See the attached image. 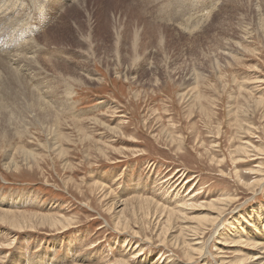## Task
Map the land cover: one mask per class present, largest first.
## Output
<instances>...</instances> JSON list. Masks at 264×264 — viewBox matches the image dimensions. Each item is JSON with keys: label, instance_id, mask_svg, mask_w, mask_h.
I'll list each match as a JSON object with an SVG mask.
<instances>
[{"label": "rangeland", "instance_id": "374dc122", "mask_svg": "<svg viewBox=\"0 0 264 264\" xmlns=\"http://www.w3.org/2000/svg\"><path fill=\"white\" fill-rule=\"evenodd\" d=\"M33 1L0 0V264H264V0Z\"/></svg>", "mask_w": 264, "mask_h": 264}, {"label": "bare ground", "instance_id": "6f19581e", "mask_svg": "<svg viewBox=\"0 0 264 264\" xmlns=\"http://www.w3.org/2000/svg\"><path fill=\"white\" fill-rule=\"evenodd\" d=\"M41 1V0H40ZM65 1V0H64ZM74 1V0H73ZM76 1V0H75ZM4 3V2H3ZM33 3H34V5L35 6H38V5H40V2H39V0H35V1H33ZM6 6H7V4H5ZM9 5V4H8ZM11 6H12V4H10ZM63 4H61L60 6H62ZM2 6V5H1ZM3 7H4V5H3ZM41 9V8H40ZM13 10V9H12ZM12 10H9L8 12H10L11 13V11ZM6 11H7V9H6ZM0 12L2 13V15H4L5 14V11L3 10V9H1V7H0ZM63 14V13H62ZM9 15V14H8ZM2 18V20L4 19V17L3 16H1ZM5 17H7V16H5ZM9 17V16H8ZM57 17V16H56ZM10 19V18H9ZM22 19V18H21ZM29 19V18H28ZM166 20V19H165ZM4 21V20H3ZM22 21V20H21ZM167 21V20H166ZM8 22V21H7ZM59 22V21H58ZM16 24H17V22H16ZM23 25H25V23L23 24ZM58 26V25H57ZM9 32V31H8ZM16 32H18V34L16 33ZM14 31V32H11V34H4V35H1L0 34V51L2 52V54L4 55V56H6L5 55V53H9V49H11L12 48V46H13V44H12V42H14L16 39H18V38H25L26 36H27V30H25L24 28L23 29H19V30H17V31ZM7 36V37H6ZM46 36V35H45ZM44 37V36H43ZM40 39V38H39ZM39 39H38V41H39ZM45 39V38H44ZM11 41V42H10ZM33 46V45H32ZM38 46H39V44H38ZM44 46H45V44H44ZM33 48V47H32ZM38 48V47H37ZM43 47H41L40 49H39V51L40 50H44V49H42ZM45 48V47H44ZM36 50V49H35ZM38 50V49H37ZM37 50H36V52H37ZM30 52V51H29ZM33 51H31V54H33L32 53ZM24 53H25V51H24ZM24 53H23V55H24ZM38 53V52H37ZM13 54V53H12ZM36 54V53H35ZM27 55V54H26ZM3 56V57H4ZM11 54H7V56L6 57H10L11 58ZM19 56V55H18ZM28 56V55H27ZM15 57H17V55L15 56L14 55V57H13V59L15 58ZM40 58V57H39ZM52 58V57H51ZM12 59V60H13ZM21 59V58H20ZM41 59V58H40ZM10 60V59H9ZM18 60V59H17ZM23 60H24V58H23ZM7 61V60H6ZM15 61H16V59H15ZM13 62V61H12ZM14 64V63H13ZM18 64V63H17ZM15 65V64H14ZM22 65V64H21ZM57 66H59L58 65V63L56 64ZM23 67V66H22ZM26 67V66H25ZM89 79H91L90 81H92L93 79H95V78H91L90 76H89ZM99 80H101V79H99ZM39 100H42V95H41V97L39 96ZM43 101V100H42ZM46 102V101H45ZM43 104H44V102H43ZM46 104V103H45ZM41 106L39 105V108H40ZM42 108H43V106H42ZM58 108H59V106H58ZM48 109H50L51 110V114H50V116H52V117H54V118H57L59 115H60V113H59V110H56L54 107H52V106H44V108H43V110H44V117H46L47 115H48V112H47V110ZM40 112V111H39ZM43 114V113H42ZM43 116H41V117H43ZM13 164V163H12ZM218 205V204H217ZM7 212V211H6ZM0 214H2L1 212H0ZM33 215V214H32ZM221 216V215H220ZM213 218V217H212ZM208 219V218H207ZM1 220V219H0ZM218 220V219H217ZM221 220V219H220ZM127 221V220H126ZM209 221H211V220H209ZM6 222V221H5ZM16 223V222H15ZM57 223H59V221H56V220H53L52 222H51V224L53 225V224H55V225H57ZM218 223H220V222H218ZM22 224H24V223H22ZM20 226V225H19ZM22 226V225H21ZM63 226H64V224H63ZM219 226L220 225H218V226H216L215 228H214V231H218L219 230ZM188 229V228H187ZM193 229V228H192ZM192 231V230H191ZM194 232V231H193ZM256 232V231H255ZM195 235V234H194ZM195 237V236H194ZM258 243H260V242H258ZM8 244V243H7ZM198 244V243H197ZM261 245V244H260ZM190 246V245H189ZM190 249H192V248H190ZM190 251V250H189ZM207 251V250H206Z\"/></svg>", "mask_w": 264, "mask_h": 264}]
</instances>
